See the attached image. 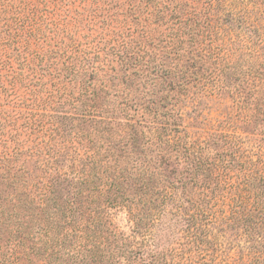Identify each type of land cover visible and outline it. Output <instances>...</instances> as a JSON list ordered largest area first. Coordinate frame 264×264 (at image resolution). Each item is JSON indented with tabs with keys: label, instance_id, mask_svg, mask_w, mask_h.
I'll list each match as a JSON object with an SVG mask.
<instances>
[{
	"label": "trees",
	"instance_id": "obj_1",
	"mask_svg": "<svg viewBox=\"0 0 264 264\" xmlns=\"http://www.w3.org/2000/svg\"><path fill=\"white\" fill-rule=\"evenodd\" d=\"M77 1L0 0V264H264V22L235 52L224 0ZM206 93L254 148L185 131Z\"/></svg>",
	"mask_w": 264,
	"mask_h": 264
},
{
	"label": "rangeland",
	"instance_id": "obj_2",
	"mask_svg": "<svg viewBox=\"0 0 264 264\" xmlns=\"http://www.w3.org/2000/svg\"><path fill=\"white\" fill-rule=\"evenodd\" d=\"M79 1L76 3L77 6H82V4L88 6L92 2V0L86 3ZM224 7L233 12L234 16L230 18L224 16V11L222 14L218 13L220 10L218 7L216 11V14H219L218 19L212 22L217 35L215 44L221 45L224 49L231 48L232 51L238 52V47H240L238 39L248 32L245 28L259 26L261 22H264V14L260 11L254 13L251 6L242 4L241 0H224ZM1 75V82L7 86V80L13 77L14 73L8 67H4ZM182 113L183 127L191 136L210 140L217 134H232L239 136L240 140L242 139V147L254 148V142L247 140L249 129L243 123L242 114L236 110L234 103L227 96L209 93L202 96L194 106L191 103L185 104ZM115 222L120 229L128 233V224L124 212L116 213ZM228 234L224 240L222 239L223 245L220 251L216 253L214 264H238L237 249L233 247L234 241L230 232ZM219 242L220 240H218Z\"/></svg>",
	"mask_w": 264,
	"mask_h": 264
}]
</instances>
